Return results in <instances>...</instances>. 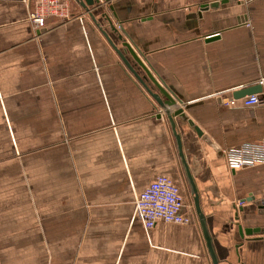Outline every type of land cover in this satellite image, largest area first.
Listing matches in <instances>:
<instances>
[{
    "label": "crops",
    "instance_id": "obj_1",
    "mask_svg": "<svg viewBox=\"0 0 264 264\" xmlns=\"http://www.w3.org/2000/svg\"><path fill=\"white\" fill-rule=\"evenodd\" d=\"M61 1L69 16L38 31L35 0H0V139L11 124L13 137L43 146L45 242L33 249L44 264H212L188 197L189 224L147 228L136 212L158 175L185 176L164 109L104 34L124 51L121 28L203 133L176 118L222 264H264V240L251 239L262 234L242 238L234 208H244V228L264 229L253 200L264 199V164L226 162L229 150L264 140V0H111L96 20L78 0ZM254 84L260 104L234 97Z\"/></svg>",
    "mask_w": 264,
    "mask_h": 264
},
{
    "label": "rangeland",
    "instance_id": "obj_2",
    "mask_svg": "<svg viewBox=\"0 0 264 264\" xmlns=\"http://www.w3.org/2000/svg\"><path fill=\"white\" fill-rule=\"evenodd\" d=\"M6 128L0 139V264H44L45 251L33 249L45 242L43 146L13 137L17 130L11 124Z\"/></svg>",
    "mask_w": 264,
    "mask_h": 264
},
{
    "label": "water",
    "instance_id": "obj_3",
    "mask_svg": "<svg viewBox=\"0 0 264 264\" xmlns=\"http://www.w3.org/2000/svg\"><path fill=\"white\" fill-rule=\"evenodd\" d=\"M81 6L85 9V11L90 15L93 20H96V13L94 12V9L97 7H102L104 3L109 2L111 0H78ZM231 2L236 3V0H225L222 2L223 4H228ZM213 7H217L218 4L212 5ZM108 10L110 12H113V16L117 18V14L115 12V6L110 5L108 7ZM103 17L109 21L111 28L118 32V28L114 25L113 19L110 14L107 12L102 14ZM122 32L120 33V38L123 42V46L125 47V50L122 51L119 49L109 38L106 32L104 34L107 36L110 44L113 46V48L117 51L119 56L121 57L122 61L125 63V65L132 71V73L136 76V78L147 88L149 93L152 95V97L156 100V102L164 109V113L166 114L173 134L177 140L178 145V152L180 155L181 164L184 170V176L189 186V191L191 195V201L193 203L194 209L196 211L197 219L200 223L201 229L203 231V235L207 244L208 252L210 255V258L212 260V264H222V259L219 256L215 243H214V237L211 233V230L209 228L208 223V217L205 214V211L203 209L200 193L198 186L196 184V180L194 178V175L190 169V166L187 162L184 149H183V140L182 135L179 131L178 122L176 118H180L183 120V122L187 123L190 127L194 128L196 132L202 136L203 133L200 130V128L195 124V122L189 118V116L186 114L185 109L180 106L179 103H181L180 100L177 99L175 93L167 86V84L160 78V76L157 75L155 70L152 68L150 63L147 61L145 55L141 52V50L138 48V46L134 43V41L129 37V34L126 32L125 29H122ZM215 37V36H214ZM213 39V38H211ZM130 55L133 59V63L127 58V55ZM136 68H139L143 70L144 74V80H142L136 70ZM149 83L148 86H146V83ZM155 90V91H154ZM262 91L261 84H254L251 86H247L245 88H241L240 90H237L234 92L235 98H244L247 95H253L255 93H259ZM255 204L260 208L259 211L260 214L264 215V199L262 200H255ZM244 202V201H243ZM235 208V220L238 223L240 235L242 238H245V236H252L253 234H262L261 236H257L255 240H264V229L261 227L256 228H244L240 224V212L244 210L243 207H237Z\"/></svg>",
    "mask_w": 264,
    "mask_h": 264
},
{
    "label": "built area",
    "instance_id": "obj_4",
    "mask_svg": "<svg viewBox=\"0 0 264 264\" xmlns=\"http://www.w3.org/2000/svg\"><path fill=\"white\" fill-rule=\"evenodd\" d=\"M236 1L244 4L251 0ZM69 14L67 6L61 0H35L29 19L35 29L41 31L46 27L49 17L63 18L68 17ZM243 100L245 105L262 102L258 94L246 96ZM226 162L228 168L235 171L264 164V140L229 150L226 153ZM240 204H243V201ZM188 206L181 186L164 174L158 175L135 201L136 212L147 228H153L160 221L172 224L191 223V216L184 212Z\"/></svg>",
    "mask_w": 264,
    "mask_h": 264
},
{
    "label": "flooded vegetation",
    "instance_id": "obj_5",
    "mask_svg": "<svg viewBox=\"0 0 264 264\" xmlns=\"http://www.w3.org/2000/svg\"><path fill=\"white\" fill-rule=\"evenodd\" d=\"M179 185L181 186V189H182L183 193L186 195V197L191 198L189 186H188V183H187L185 178L182 179V181L180 182Z\"/></svg>",
    "mask_w": 264,
    "mask_h": 264
}]
</instances>
